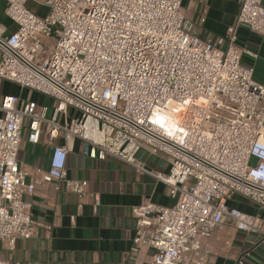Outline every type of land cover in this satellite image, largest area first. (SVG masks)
Masks as SVG:
<instances>
[{"label":"built area","instance_id":"1","mask_svg":"<svg viewBox=\"0 0 264 264\" xmlns=\"http://www.w3.org/2000/svg\"><path fill=\"white\" fill-rule=\"evenodd\" d=\"M1 1L12 29L0 27V83L50 104L1 97L0 245L35 234L23 199L35 183L86 193V179L66 174L75 139L83 155L114 157L167 186L172 204L131 207L133 245L152 250L147 264H189L190 254L203 264V240L225 224L264 240L260 219L229 204L239 195L264 207V85L242 62L257 54L236 44L240 26L264 34L263 0H237L224 47L185 30L182 0ZM24 129L31 143L63 139L33 180L17 158ZM141 149L168 172L138 160Z\"/></svg>","mask_w":264,"mask_h":264},{"label":"crops","instance_id":"2","mask_svg":"<svg viewBox=\"0 0 264 264\" xmlns=\"http://www.w3.org/2000/svg\"><path fill=\"white\" fill-rule=\"evenodd\" d=\"M238 9L237 0H182L184 28L224 47L226 28ZM0 27H5L6 32L12 29L1 0ZM236 44L257 54L255 59L244 54L242 62L252 66L253 79L264 85V34L240 26ZM14 87L21 90L23 98L26 90L2 81L0 100L6 93L18 96L16 91L12 92ZM53 143L62 144L63 139L58 137L51 142L42 135L38 143H31L27 140V130H23L17 158L21 167L30 172L28 180H33L35 168H47ZM80 148V140L75 139L67 154L66 174L70 179H86V193L79 195L66 190L61 181L55 182L57 189L35 183L31 191L25 192L23 199L31 203L36 232L30 238L17 239L14 249H9L6 243L0 245V257L9 264H147L149 261L151 248L133 245L135 219L131 207L149 201L172 204L167 186L114 157L102 160L87 157ZM137 158L148 168L168 172L169 164L160 155L141 149ZM94 197L99 199L96 211ZM229 204L257 216L264 227V207L239 195ZM202 246L207 251L203 264H238L239 260L241 264H264V240L260 235L237 230L229 224L204 239ZM196 262L197 257L190 254L189 264Z\"/></svg>","mask_w":264,"mask_h":264},{"label":"rangeland","instance_id":"3","mask_svg":"<svg viewBox=\"0 0 264 264\" xmlns=\"http://www.w3.org/2000/svg\"><path fill=\"white\" fill-rule=\"evenodd\" d=\"M29 6H30L31 8H35L37 5H35L33 2H29ZM9 88H10V87H9ZM15 88H16V87H14V88L12 89V92H15V91H16V94H18V96H20V94H22V93H21V90H20V91H17ZM8 90H9V89H8ZM22 96H23V98H27L28 96H30V98H31L33 101H35L36 103H38V104H41V103H45V104H47V105L50 104V99H49L48 97H44L43 95H41V94H39V93H37V92H32V93H30L29 90H26V92H25Z\"/></svg>","mask_w":264,"mask_h":264}]
</instances>
